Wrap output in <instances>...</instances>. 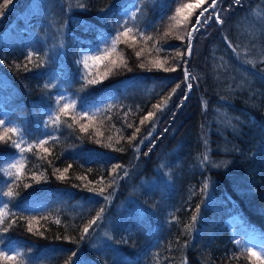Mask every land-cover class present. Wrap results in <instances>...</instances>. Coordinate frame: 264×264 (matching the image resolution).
<instances>
[{"label":"trees","instance_id":"16d2710c","mask_svg":"<svg viewBox=\"0 0 264 264\" xmlns=\"http://www.w3.org/2000/svg\"><path fill=\"white\" fill-rule=\"evenodd\" d=\"M187 2L0 0V135L33 131L18 179L3 171L17 136L0 141V199L18 193L0 229L26 264H66L73 252L72 264H252L227 219L264 237V0H219L223 23L206 14L190 55L195 19L176 13ZM125 26L135 41L89 84L77 53ZM51 70L77 100L56 127L43 115Z\"/></svg>","mask_w":264,"mask_h":264},{"label":"snow or ice","instance_id":"6c2138e0","mask_svg":"<svg viewBox=\"0 0 264 264\" xmlns=\"http://www.w3.org/2000/svg\"><path fill=\"white\" fill-rule=\"evenodd\" d=\"M11 3V0H3V7L4 8H7L8 4ZM216 4V0H212V5L210 7H214ZM199 5H196V7H198ZM184 7H193V5H184ZM182 11V8H177L176 9V13L179 14L180 12ZM208 11V8H205L203 11L200 12L199 16H204V13ZM133 17L135 16V13H132ZM217 21L220 22V23H223V21L220 19V17L217 15ZM172 19H176L175 16L172 17ZM185 20H187V17H185ZM205 23H207V19H205L204 21ZM177 23H180V21H177ZM201 23L199 17H197L196 19V24L193 25V31H198L199 29L196 27V25H199ZM133 32V29L132 28H129V27H124L122 31L118 32V34L116 35L115 38H113L111 40V47L110 48H105L104 51H103V54H100V55H94V56H85L84 57V61H85V67H88L87 65V60L89 59H92L93 61H100V60H104V59H107L108 56L116 51V48H117V45L121 42L125 43V44H128V40L131 39L132 41H135L136 39V36L135 35H131ZM140 35H143L142 33H140ZM121 37H124L125 39L123 41H121ZM179 39H183V37H178ZM150 39V38H149ZM188 39H189V44H188V47H187V54L190 55L191 54V39H192V33H188ZM129 46H132V45H129ZM229 46H231V44H229ZM97 51H99V49H97ZM143 51V50H141ZM141 55V52L138 51L136 52V56L139 57ZM177 56H181L182 54L177 52L176 53ZM31 57H29L30 59ZM112 64H116V61L113 60L112 61ZM141 67H144L143 64L140 65ZM156 67H162L163 65L159 64L158 62L156 63L155 65ZM165 71H176L175 68H165L164 69ZM188 74L186 73L185 75V81H188ZM100 81L98 80H89L88 83L89 84H96V83H99ZM47 87V85H46ZM180 85H177V88H179ZM186 87L188 89H191L192 87V84L191 83H187L186 84ZM176 89H173V92H175ZM63 99V97H60L56 103L59 104L60 101ZM165 103H167V101H165ZM72 107H75V102H72L71 104L69 103H65L63 104L62 107L59 108V112L61 113H64L65 115H67L68 113V110L69 108H72ZM156 108H159L160 105H156L154 106ZM83 115H87L86 112L83 113ZM155 116V113L154 112H148L146 116H144L141 120H140V123L141 124H144L146 121H150L153 117ZM73 119H75V117H73ZM5 121L4 120H0V126H4L5 125ZM52 123L53 124H59L60 123V116L57 115L55 116L53 119H52ZM129 127H132V125H128ZM81 131H86V127L85 126H81ZM135 132L136 133H139L140 132V128L137 127L135 129ZM9 133H12L14 135H17L18 138L16 140H12L11 141V144L14 148L18 149L19 150V156L20 158L15 160L14 162H10L8 163V166H7V169H4L3 171H5L6 175L8 177H14L16 179L19 178V175H20V172L21 170L23 169L24 167V160H25V156H24V153L25 152H31L32 149H33V145L32 144H28V146L25 148V147H22V145H24L26 143V141L24 140V133L22 131H20L17 127H4V134L3 135H0V141H4L6 139H8V134ZM136 139V136L135 134H133V136H131L129 138V140H134ZM45 143H47V141L45 140H40L38 142V147H42ZM44 152H47L48 149L47 148H44L43 149ZM204 159L207 160L208 157L207 156H204ZM70 167V166H69ZM120 166L117 165L116 168H119ZM116 168L113 169V171L115 172L116 171ZM15 170V171H13ZM68 169L65 168L64 169V172H67ZM65 177L63 174H61L58 179H61L63 180ZM109 187H111V185H109ZM89 191H93L92 189H89ZM105 191V188L101 187L98 189V193L99 195H103ZM4 196H7L10 200L12 198H14L16 195H18V193L14 192L12 188H9L7 192H4L3 193ZM104 199H108V197H104ZM103 209H101L99 212H97L96 214V217L94 219H92L91 221H89V223L83 228V234H87L89 232V229L92 228V226L96 223L97 220H99L101 218V214L103 213ZM10 215H15L14 213H11L10 212V209H9V206L7 203H5L3 205V208H0V224H3L5 222V218L10 216ZM193 220L196 219L195 216L192 217ZM60 221L57 220L56 223H59ZM11 225H9L10 227ZM29 232H32L33 231V228L31 226V222H29V227L27 229ZM3 231L4 232H7L8 231V228L5 227L3 228ZM83 238V236L81 237ZM237 243H241L240 241H237ZM246 251H247V254L250 258V260L252 261V264H264V249H261L260 251H257L255 250L254 248H246ZM77 255L76 252H73L72 255L68 258V261H66V264H72V257H75ZM21 257V254L16 251V250H13V254H9V252L7 250H0V261H3L5 262V264H26V261L23 259V258H20Z\"/></svg>","mask_w":264,"mask_h":264},{"label":"rangeland","instance_id":"374dc122","mask_svg":"<svg viewBox=\"0 0 264 264\" xmlns=\"http://www.w3.org/2000/svg\"><path fill=\"white\" fill-rule=\"evenodd\" d=\"M246 1H249V0H246ZM218 2H219V0H216L215 6L210 7L212 5V0H188L187 4H185V5H193V7H184V6L179 7V8H182L181 13H183V15L179 16L178 20L183 21V22H187L188 19L193 15L194 16L193 18L195 19V23H196L197 17H199V18L201 17L202 19H204L203 17L206 16V14H208L209 12L211 15L208 14V18L211 16H214V18H216L218 15V12L216 10V8H217L216 5ZM196 5H199V6L196 7ZM205 8H208V11L204 13V16H199L200 12L203 11ZM185 17H187V20H185ZM196 27L198 28L199 26L196 25ZM191 28H193V25L190 27V29ZM190 29H189V33L191 31ZM195 32L196 31H194V33L192 34V38H193ZM113 38H115V36L111 37V38L103 37V39H101L99 41L97 46H95V45L89 46V45L85 44L87 47H83L82 50L77 53V59L79 62H81V67H83V74L82 75L87 80H93V79L99 80L100 79L99 75L101 74L100 70L102 68V63H104V61L106 59L100 60V61H93L92 59H89V60H87L88 67H85L84 66L85 65L84 57L103 54V51L106 47L107 48L111 47V40ZM187 38H188V36H187ZM188 41H189V39H188ZM191 41H192V39H191ZM191 48H192V43H191ZM97 49H99V51H97ZM64 83L65 82H63V79L61 78L60 74L54 70H51V72L48 73L44 77L43 84L45 85V87L47 85L46 88L48 90H50L49 94L51 96L52 105H51V107H44L43 108L44 109L43 115H44L46 121H49L51 123H52V119L55 116L60 114V117H61L62 114L64 115V113H61L58 111L59 108L63 106V104H65V103L71 104L72 102L77 103V100L73 99V97L70 95V93L67 92L65 89H63ZM60 97H63V99L60 101L59 104H57L56 101ZM72 109H74V107L69 108V110H72ZM59 124H53L52 123V125H54L55 127L58 126ZM32 132L33 131L30 132L31 133L30 135L24 134V140L26 141V143L24 145H22V147L26 148L28 146V144H27L28 140H26V136H31L33 134ZM17 138H18V136H17ZM43 140H45V139H43ZM38 142H36L34 144L38 145ZM24 156H25L24 167H26L25 164H26V159L28 157L26 152L24 153ZM19 158H20L19 150L17 149L16 152L14 154H12V157L6 158L3 161V166L5 167V169H7L8 163L14 162L15 160H17ZM13 171H15V170H13ZM5 203H7L9 208H10V202H9V199H7V197L0 199V208H3V205ZM12 209H14L13 206H12ZM227 221H228V226L231 228V232L233 233V236H234L236 242L240 241L241 242V243H239L240 245L242 244L245 247L254 248L257 251L264 249V237L263 236L261 237L259 234L250 233V232L244 230L242 221L239 220L235 216H230L229 219H227ZM0 226H1V224H0ZM1 235L3 236V231H1V229H0V250H7L10 255L13 254V250H16L19 253H21L20 250L17 249V246H14V242L9 240L6 236L2 237Z\"/></svg>","mask_w":264,"mask_h":264},{"label":"water","instance_id":"95a60500","mask_svg":"<svg viewBox=\"0 0 264 264\" xmlns=\"http://www.w3.org/2000/svg\"><path fill=\"white\" fill-rule=\"evenodd\" d=\"M4 15H5V13H3V15L1 16L0 19H3V18H4V17H3ZM190 30H191L190 32L193 34V33H194L193 28H191Z\"/></svg>","mask_w":264,"mask_h":264},{"label":"bare ground","instance_id":"6f19581e","mask_svg":"<svg viewBox=\"0 0 264 264\" xmlns=\"http://www.w3.org/2000/svg\"><path fill=\"white\" fill-rule=\"evenodd\" d=\"M199 19H200V21H201L202 18L200 17ZM195 24H196V23H195ZM197 26H199V25H197Z\"/></svg>","mask_w":264,"mask_h":264}]
</instances>
